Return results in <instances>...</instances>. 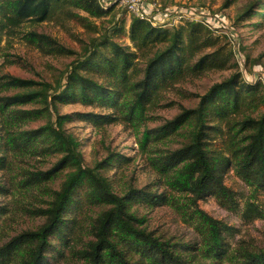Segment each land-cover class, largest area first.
I'll list each match as a JSON object with an SVG mask.
<instances>
[{"label":"trees","instance_id":"obj_1","mask_svg":"<svg viewBox=\"0 0 264 264\" xmlns=\"http://www.w3.org/2000/svg\"><path fill=\"white\" fill-rule=\"evenodd\" d=\"M115 8L111 5L103 9L97 0H0V42L2 35L10 36L25 22L72 20L94 31L97 27L92 20L111 15ZM254 13H244L240 18ZM115 27V34H124L123 25ZM126 36L131 47L107 34L92 40L54 85L2 74L0 70V170L7 165L13 170L10 160L19 156L60 154L48 171H26L15 184L16 190H32L69 169L49 206L38 212L45 219L43 225L0 245V264L56 263L63 256L57 245L68 247V237H73L80 226L78 216L91 205L107 209L93 221L94 239L78 251L84 264H198L202 259L264 264V251L231 255L224 242L228 226L197 205L199 200L213 197L224 208L238 209L236 194L224 184L230 169L253 192L264 191V90L259 83L244 85L238 75L230 76L212 85L199 97L196 107L182 109L160 127L143 132L138 143L146 153L152 145L188 128V141L180 148L164 156L149 155L148 161L169 187L188 195L191 206L166 193L141 189H129L118 196L100 174L99 166L84 167L77 142L63 124L79 119L96 128L118 122L137 127L161 92L208 71L225 70L231 59V53L224 54V47L217 44L220 36L197 23L156 28L130 17ZM27 37L29 43L46 49V53L68 52L49 37L30 32ZM72 103L107 112L58 114L57 105ZM33 104L41 108L23 109ZM42 117H47L43 126L22 130L28 121ZM128 160L113 157L104 165L122 166ZM0 191L8 193L1 186ZM135 203L147 207L169 205L190 221L200 242L171 244L160 240L140 228L142 220L128 209ZM3 211L0 208V214ZM67 213L77 215L67 220ZM244 215L246 220L262 217L253 202L246 203ZM237 257L241 260L236 261Z\"/></svg>","mask_w":264,"mask_h":264},{"label":"rangeland","instance_id":"obj_2","mask_svg":"<svg viewBox=\"0 0 264 264\" xmlns=\"http://www.w3.org/2000/svg\"><path fill=\"white\" fill-rule=\"evenodd\" d=\"M159 10L183 8H205L212 15H222L226 24L211 31L219 35L218 43L224 47V54L231 55L228 68L220 71H208L198 78H188L173 88L161 92L158 98L147 107L144 118L137 127L115 123L96 128L90 123L73 119L63 124L64 130L77 142V151L80 153L84 167L99 166V172L104 176L113 193L123 195L129 189L144 190L152 193H166L179 199V203L190 205L187 194L174 191L159 178L149 165L148 156H164L187 142V130H180L165 141L152 145L148 152H141L139 140L145 130H151L163 125L178 115L182 109H191L197 106L199 97L209 88L238 75L239 81L244 85L259 83L264 90V0H151ZM260 4V9H258ZM254 13L252 17H240L244 13ZM97 29H84L75 21H43L41 23L25 22L15 29L10 36L2 35L0 42V70L2 74H9L22 79L36 82H46L54 85L66 75L70 66L81 55L83 49L92 40L104 34L110 35L121 45L132 46L126 36L130 23L124 11L115 8L111 15L99 20H92ZM191 23L182 22L181 24ZM123 25L124 34H115V25ZM181 24L171 27H177ZM35 33L49 37L59 46L72 52L63 54L46 53L34 43H29L28 33ZM41 108L40 104L27 105L23 109ZM59 115L75 113L104 114V109L83 106L79 103L57 105ZM256 116V113H254ZM54 116L51 120H54ZM47 117L28 121L22 130H34L43 126ZM152 152L158 154H150ZM57 155H27L12 158L11 167L7 165L0 170V186L8 193L0 191V245L13 237L24 233L36 231L43 225L45 219L39 215V210L49 206L52 195L59 190L66 178L69 169L59 172L58 176L41 187L32 190L15 189V184L22 178L23 173L48 171L60 158ZM126 157L128 162L119 166L113 164L107 167L104 164L115 157ZM224 184L236 194L238 209L229 210L222 207L215 198L206 197L197 202L198 208L212 218L228 226L224 234V242L231 255L250 251L259 253L264 251V191L253 192L234 173L233 169L224 176ZM247 202H253L261 212L262 217L246 220L244 207ZM191 206V205H190ZM107 208L102 206H87L83 214L78 216L80 226L76 229L68 247L57 245L63 256L54 264H84L78 251L93 240V221ZM128 209L138 219L142 220L140 228L152 233L155 237L171 244H193L200 242L198 232L190 221H185L180 213L169 205L147 207L141 203L128 205ZM77 213H67L65 219H74ZM52 244L56 242L51 241ZM53 251L50 253L52 254ZM241 258L237 257L236 261ZM230 260L221 263L216 261L199 260L198 264H231Z\"/></svg>","mask_w":264,"mask_h":264},{"label":"built area","instance_id":"obj_3","mask_svg":"<svg viewBox=\"0 0 264 264\" xmlns=\"http://www.w3.org/2000/svg\"><path fill=\"white\" fill-rule=\"evenodd\" d=\"M97 3L103 9L115 5L126 12L129 19L134 17L156 28H167L182 22H191L216 31L218 27H224L226 24L222 15H212L205 8L159 10L151 0H97Z\"/></svg>","mask_w":264,"mask_h":264}]
</instances>
